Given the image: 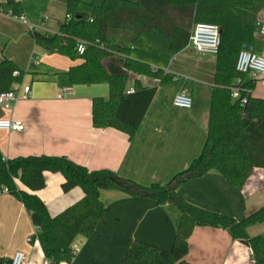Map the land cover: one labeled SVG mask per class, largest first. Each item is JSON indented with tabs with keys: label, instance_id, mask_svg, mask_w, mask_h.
Listing matches in <instances>:
<instances>
[{
	"label": "crops",
	"instance_id": "obj_1",
	"mask_svg": "<svg viewBox=\"0 0 264 264\" xmlns=\"http://www.w3.org/2000/svg\"><path fill=\"white\" fill-rule=\"evenodd\" d=\"M9 0H0V4ZM16 1V0H14ZM23 16L34 28L58 33L65 21L66 8L60 0H50L42 8L49 15L39 21L30 12L28 0H17ZM16 1V2H17ZM0 11V63L14 61L25 72L17 84L19 100L12 109L0 106V120L20 121L24 132L0 131V152L5 158L47 155L67 157L90 171L109 170L142 186H163L186 171L203 151L215 88L217 56L202 57L189 44L174 53L158 32L142 36L131 47L130 57L154 71L170 76L160 79L132 73L131 80L157 87L144 121L133 140L115 129H96L92 122V102L108 98L107 83L75 85L68 72L82 61L50 54L29 36L26 25ZM32 20V21H31ZM258 21L264 22V10ZM193 32V31H192ZM252 50L264 57V38ZM33 58L39 65L32 63ZM246 80H251L246 76ZM252 96L264 99V77L254 80ZM30 87L26 96L22 90ZM70 88L69 97L60 92ZM188 90L191 110L173 106L175 96ZM46 187L35 192L56 217L84 198L77 187L62 190L61 174L45 173ZM18 186L29 192L18 182ZM196 196L191 197V193ZM179 195L204 210L224 214L236 221L264 207V169H255L242 189L233 187L221 174L210 172L181 185ZM104 209L96 232L78 237L72 244L75 258L63 264H119L134 241L170 251L181 220L174 205L158 206L145 197H131L118 191H102ZM249 237L264 234V223L247 229ZM31 216L24 205L9 193L0 195V257L10 261L15 253L27 255L29 264H49L36 237ZM31 240V241H29ZM187 261L191 264H254L252 251L234 239L227 229L196 227L189 239Z\"/></svg>",
	"mask_w": 264,
	"mask_h": 264
},
{
	"label": "trees",
	"instance_id": "obj_2",
	"mask_svg": "<svg viewBox=\"0 0 264 264\" xmlns=\"http://www.w3.org/2000/svg\"><path fill=\"white\" fill-rule=\"evenodd\" d=\"M66 16L58 33L31 31L37 45L50 54H60L81 63L68 75L75 85L107 83L108 98L92 102V122L96 129H115L133 140L153 102L157 87L132 81V73L160 79L170 76L130 57L131 46L142 36L158 32L177 53L190 44L198 23L220 28L222 44L217 55L215 88L212 96L207 139L200 156L190 167L163 186H142L109 170L90 171L67 157L47 155L5 158L0 152V195L8 193L19 200L37 229V240L49 264L71 263L72 244L78 237L90 238L97 230L104 209L102 191H118L131 197L152 199L158 206L174 205L181 220L170 251L134 241L119 264H191L187 261L189 239L196 227L227 229L247 246L254 264H264V234L249 237L247 229L264 223V207L241 221L224 214L196 207L179 195L182 184L210 172L221 174L233 187L242 189L255 169H264V99L252 96L254 80L236 71L239 53L253 50L257 41L256 24L264 10V0H103L90 15L78 12L81 0H60ZM0 11L23 15L20 2L0 4ZM70 17V20L67 19ZM78 41L86 43L82 56ZM25 72L12 60L0 63V94L22 83ZM242 78L241 98L233 100L232 89ZM129 88L134 92L126 94ZM45 173L61 174L62 190L84 191V198L56 217H51L44 202L34 193L46 187ZM18 182L30 190L18 186ZM0 264L10 261L0 257Z\"/></svg>",
	"mask_w": 264,
	"mask_h": 264
},
{
	"label": "built area",
	"instance_id": "obj_3",
	"mask_svg": "<svg viewBox=\"0 0 264 264\" xmlns=\"http://www.w3.org/2000/svg\"><path fill=\"white\" fill-rule=\"evenodd\" d=\"M23 1V0H21ZM11 18H16L19 22L28 26L31 31L37 30L34 28L25 16H15L12 12L7 13ZM67 19L70 20V17L67 16ZM258 34L264 38V22L258 21L256 24ZM222 44L220 28L215 24L208 23H198L194 26L192 36L190 39V45L193 50L202 57L206 56H217ZM86 43L83 41H78L77 44V53L79 56H82L86 51ZM133 50V48H131ZM32 63L39 65V62L36 58H33ZM236 71L243 75L248 76L252 80L264 77V57L255 54L249 50H243L239 53L236 61ZM242 78H238L235 86L232 89L231 97L233 100H240L241 104L247 103V97L241 98L242 90ZM24 94L28 96L31 92V88L26 86L22 88ZM134 92V88H129L126 91V94H131ZM72 94L70 88L64 89L60 92L61 97H69ZM19 96L16 91H10L0 94V106L6 110L12 109V103L17 102ZM173 106L180 110H191L193 106V99L189 94L188 90H183L178 93L174 100ZM0 131L7 132H24L25 126L20 121L12 120H0ZM4 193H8V190L5 189ZM37 230V229H36ZM31 241V240H29ZM75 252V249L72 248ZM10 264H29L27 255L23 252H17L10 260Z\"/></svg>",
	"mask_w": 264,
	"mask_h": 264
},
{
	"label": "rangeland",
	"instance_id": "obj_4",
	"mask_svg": "<svg viewBox=\"0 0 264 264\" xmlns=\"http://www.w3.org/2000/svg\"><path fill=\"white\" fill-rule=\"evenodd\" d=\"M132 1H136V0H132ZM47 2H50V0H28L29 6H30V12L34 16L35 19L41 21L42 17H44L45 15L51 14L48 11H46V8L45 9L42 8V6H45ZM102 3H103V0H81V4L78 6V12L86 14V15H90L92 12V8L94 6L102 5ZM4 15H7V14H4ZM8 17H10V16H8ZM13 20L20 23L16 18H14ZM30 23L35 27L41 28L40 26H37V25L33 24L32 22H30ZM27 28L29 29V27H27ZM29 36L32 38L31 33H29ZM131 52H132V54L136 55V51H131ZM189 192L191 193V197L196 196V193H192V191L190 189H189Z\"/></svg>",
	"mask_w": 264,
	"mask_h": 264
},
{
	"label": "water",
	"instance_id": "obj_5",
	"mask_svg": "<svg viewBox=\"0 0 264 264\" xmlns=\"http://www.w3.org/2000/svg\"><path fill=\"white\" fill-rule=\"evenodd\" d=\"M245 50H249L248 48H246ZM249 51H252V49L251 50H249Z\"/></svg>",
	"mask_w": 264,
	"mask_h": 264
}]
</instances>
